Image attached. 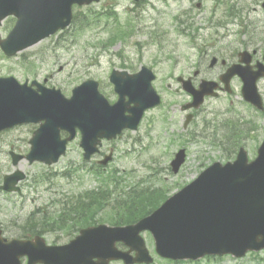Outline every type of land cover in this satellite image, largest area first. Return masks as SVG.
<instances>
[{
  "label": "water",
  "instance_id": "water-1",
  "mask_svg": "<svg viewBox=\"0 0 264 264\" xmlns=\"http://www.w3.org/2000/svg\"><path fill=\"white\" fill-rule=\"evenodd\" d=\"M94 1L99 0H0V25L10 15L17 18L7 38L0 33V45L13 55L68 27L74 4ZM153 78L147 67L136 74L115 71L112 79L120 99L113 105L98 93L94 81L75 88L73 96L67 98L60 90L44 88L43 94H38L14 77L0 78V130L21 122H42L31 139L28 157L53 163L65 153L79 126L83 131L81 145L89 158L98 151L101 138L115 137L124 128H137L144 111L160 102ZM207 91L205 85L195 101L202 102ZM245 91L252 99L254 88L249 79ZM128 109L131 115H126ZM61 129L68 130L70 137L62 139ZM184 156L181 150L173 162L175 169ZM23 177L21 173L7 176L4 188L12 189ZM144 230L152 231L157 252L173 259H198L207 254L240 257L264 248V146L252 162L242 153L234 163L212 165L136 224L92 226L60 246L47 245L41 236L9 241L0 228V264H22L24 256L29 257L28 264H109L118 259L126 264L150 263L154 258L140 234ZM120 241L130 249H119Z\"/></svg>",
  "mask_w": 264,
  "mask_h": 264
},
{
  "label": "rangeland",
  "instance_id": "rangeland-1",
  "mask_svg": "<svg viewBox=\"0 0 264 264\" xmlns=\"http://www.w3.org/2000/svg\"><path fill=\"white\" fill-rule=\"evenodd\" d=\"M198 1L145 0L142 6H138L134 0H101L89 5H75V13H81L84 19L85 15L100 13V22L83 29L72 24L14 57L5 56L0 49V76L14 75L21 81L27 78H47L49 86L60 87L67 96L71 95L76 85L88 78H94L100 82L102 92L113 101L117 99L114 85L109 79L113 68L134 72L142 65L153 67L158 74L155 85L165 99V106L149 113L147 121L138 131H125L115 140L104 141L102 150L107 153L111 148L115 150V158L107 166L108 171L117 168L119 173L127 175L128 181L147 180L157 185L164 184L169 193H175L198 175L199 160L206 163V137H216L213 135L216 128L211 126L206 129L202 118L193 123V128L198 131L195 140L183 132L184 114L179 104L189 97L182 90L178 94L174 93L177 85L175 77L192 73L200 55L197 48L203 46V50H206V14H201L197 9ZM204 2L206 3V0ZM109 9L118 13V20L114 17L107 19L105 12ZM189 10L200 14L191 19L192 27H185L177 18L181 14L184 18V11ZM131 15L134 16L131 19L135 31L128 35V38L106 45L112 30L116 29L115 26L125 24ZM259 15L264 18V12ZM13 25L12 17L8 18L0 27V31L7 35ZM24 59L34 62L36 69L27 70L24 67ZM164 82L172 83L174 90L166 89ZM221 100L222 98L209 100L204 109L206 110L207 106L214 111ZM214 112L209 114L210 117L219 119V115L213 114ZM164 114H168L167 121L162 119ZM204 117L206 118V112ZM37 127L38 124H25L6 132L4 138L0 139V184L4 174L15 169L8 155L9 146L2 140H10L17 145L19 151L26 153L31 146L29 140ZM79 141L80 137H77L71 142L67 153L54 165L40 162L31 164L28 160L20 163L28 173V178L21 185L22 193L0 191V224L4 228L5 236L10 239L18 236L22 224L34 209L55 210L61 206L62 199L73 197L98 185L97 177L86 170L79 171L73 178L63 177L69 166L85 162ZM182 145L188 147V158L183 169L174 174L169 165ZM208 152L210 155L215 154ZM254 152L255 150L252 156ZM100 157L96 156L93 161L85 162L86 168ZM40 173L49 175L51 180L35 187L32 185V178ZM78 233L74 231L65 235L62 232H50L45 236L49 243L63 244ZM144 237L157 264H171L156 254L153 238L148 232L144 233ZM259 253L260 255L250 253L241 259L225 256L222 260L205 259L201 262L179 264H264V259H260L264 258V251Z\"/></svg>",
  "mask_w": 264,
  "mask_h": 264
},
{
  "label": "flooded vegetation",
  "instance_id": "flooded-vegetation-1",
  "mask_svg": "<svg viewBox=\"0 0 264 264\" xmlns=\"http://www.w3.org/2000/svg\"><path fill=\"white\" fill-rule=\"evenodd\" d=\"M205 5L206 50L199 52L197 68L186 76L194 86L203 80L217 82V97L223 98L216 109L221 116L219 149L228 161L243 147L248 152L258 148L264 139V77L258 80L262 97L258 107L243 99V79L237 72L245 66L256 72L264 65V18L259 15L264 12V0H206ZM167 85L172 88L171 83ZM203 111L204 106L192 110L194 119L185 120L184 127L191 126ZM2 141L9 146V154L18 150L10 140Z\"/></svg>",
  "mask_w": 264,
  "mask_h": 264
},
{
  "label": "trees",
  "instance_id": "trees-1",
  "mask_svg": "<svg viewBox=\"0 0 264 264\" xmlns=\"http://www.w3.org/2000/svg\"><path fill=\"white\" fill-rule=\"evenodd\" d=\"M112 15V14H110ZM93 21L84 20L77 13L75 15V25L78 28H85ZM123 33H127L123 30ZM129 187V188H128ZM167 198L164 189L152 190L149 186L141 188L136 185L120 187L115 175H109L104 184L97 189L86 192L84 195L77 196V200L63 208L67 212L57 218L53 216H37L32 213L25 225L22 234L24 236L42 233L45 223L57 224L65 231H72L77 226H89L101 222L110 224L133 223L156 209ZM107 208H110L107 211ZM70 213H75L77 217L73 222H69ZM64 221V222H63Z\"/></svg>",
  "mask_w": 264,
  "mask_h": 264
}]
</instances>
